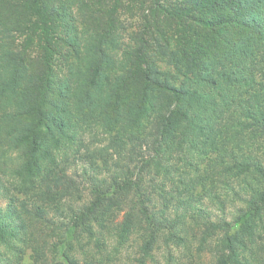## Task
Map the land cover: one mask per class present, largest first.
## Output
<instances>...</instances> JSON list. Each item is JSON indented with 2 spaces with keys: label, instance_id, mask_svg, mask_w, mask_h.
<instances>
[{
  "label": "trees",
  "instance_id": "trees-1",
  "mask_svg": "<svg viewBox=\"0 0 264 264\" xmlns=\"http://www.w3.org/2000/svg\"><path fill=\"white\" fill-rule=\"evenodd\" d=\"M96 122L128 163L72 172ZM185 233L188 264H264V0H0V264H116L113 239L149 264Z\"/></svg>",
  "mask_w": 264,
  "mask_h": 264
},
{
  "label": "rangeland",
  "instance_id": "rangeland-1",
  "mask_svg": "<svg viewBox=\"0 0 264 264\" xmlns=\"http://www.w3.org/2000/svg\"><path fill=\"white\" fill-rule=\"evenodd\" d=\"M84 41L87 40L86 37H83ZM129 40V39H126ZM125 43H128V45L131 43L129 41H126ZM160 68L163 71L169 70L165 63H159ZM113 78V75H110V79ZM105 81V80H104ZM165 101L159 100L158 101V108L162 110V105H165ZM167 104V103H166ZM157 115L155 114H148L147 116H144L143 121L141 123L142 129H144V133H150L149 130V125L152 120L155 119ZM151 121L149 122V120ZM129 124V123H127ZM129 126V125H127ZM144 127V128H143ZM132 136V129L127 130L125 129L123 136H122V146L116 145V135L114 132H109L105 125L96 122L94 125L90 127H86L82 129L81 131L78 132L77 135H75V140L74 144H71V149L72 152H77L74 154L76 156V159L82 158L80 161L77 162L76 166H74V169L72 172L76 171L78 173H81L83 168L90 169L88 166L89 160L85 157V154L89 153H103V154H110L112 160L114 163H119L120 165L122 164H127V161H124V159H127L129 156V150L132 149L134 146V142L132 140L130 141ZM188 146H185L187 149ZM189 149V148H188ZM127 150V151H126ZM126 151V152H125ZM167 150H165L166 152ZM79 152H81L79 154ZM77 154V155H76ZM163 161L165 162L166 166L171 165L174 168L176 167H183L186 166V170L184 172H189L190 176L192 177V172L193 170L189 168L188 164H194L196 165V158L193 157V155L190 154H183V155H174V153H166L165 157H163ZM185 163L187 165H185ZM161 174L159 177L160 183L163 181L165 183L168 182V179H162L163 177L166 178L165 176V171L164 169L160 170ZM175 176V175H173ZM185 178L186 181L190 180L189 178ZM167 186V185H166ZM168 187L166 189H170L171 182H168ZM228 206V205H227ZM206 210L213 211L214 214H217L219 216V211L217 208H210V203L209 206L208 204H205L202 206ZM212 209V210H211ZM228 221L232 218V214L235 210L234 206H228L226 208ZM217 216L213 218L214 221H217ZM194 233V232H193ZM184 236L189 239V241H185L184 245L178 246L171 244L170 246H166L164 244H160L159 247L155 250L153 254V258L149 262V264H188V260L193 261L194 258L197 259V246H198V239L197 242L194 241L193 244H190V239L192 236H190L188 233H185ZM196 238V237H195ZM193 239V237H192ZM189 243V246H188ZM139 244L140 241L139 239H134V242H130V244H120V240L118 239H113L110 240L108 243H106V250H107V255L110 256V258L116 262V264H135V259L138 256L139 252ZM262 259H264V255H262ZM199 264H214V259L212 257L211 252H204L202 253V258L200 259Z\"/></svg>",
  "mask_w": 264,
  "mask_h": 264
}]
</instances>
